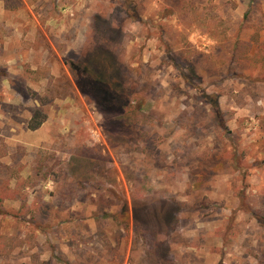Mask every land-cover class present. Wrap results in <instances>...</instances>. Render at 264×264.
<instances>
[{"label": "rangeland", "instance_id": "1", "mask_svg": "<svg viewBox=\"0 0 264 264\" xmlns=\"http://www.w3.org/2000/svg\"><path fill=\"white\" fill-rule=\"evenodd\" d=\"M0 264H264V0H0Z\"/></svg>", "mask_w": 264, "mask_h": 264}, {"label": "trees", "instance_id": "2", "mask_svg": "<svg viewBox=\"0 0 264 264\" xmlns=\"http://www.w3.org/2000/svg\"><path fill=\"white\" fill-rule=\"evenodd\" d=\"M100 78H101V77H99V79H100ZM39 124H40L39 121L33 123L32 120H31V121L29 122V124H28V127L34 129V128L38 127Z\"/></svg>", "mask_w": 264, "mask_h": 264}]
</instances>
